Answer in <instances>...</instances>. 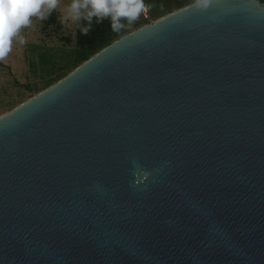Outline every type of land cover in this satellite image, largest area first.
Segmentation results:
<instances>
[{"label": "water", "instance_id": "water-1", "mask_svg": "<svg viewBox=\"0 0 264 264\" xmlns=\"http://www.w3.org/2000/svg\"><path fill=\"white\" fill-rule=\"evenodd\" d=\"M0 264H264V3L201 0L0 116Z\"/></svg>", "mask_w": 264, "mask_h": 264}, {"label": "clouds", "instance_id": "clouds-1", "mask_svg": "<svg viewBox=\"0 0 264 264\" xmlns=\"http://www.w3.org/2000/svg\"><path fill=\"white\" fill-rule=\"evenodd\" d=\"M60 6L61 0H0V62L10 55L14 42L26 44L21 33L33 27V18L45 20ZM149 11L144 0H71L60 19L62 23L86 21L81 33L87 36L94 18L97 22L110 18L112 30L120 32L126 27L122 20L130 26Z\"/></svg>", "mask_w": 264, "mask_h": 264}, {"label": "trees", "instance_id": "trees-1", "mask_svg": "<svg viewBox=\"0 0 264 264\" xmlns=\"http://www.w3.org/2000/svg\"><path fill=\"white\" fill-rule=\"evenodd\" d=\"M198 1L201 0H184L183 2L180 0H161V4L165 6V9L163 8V10L167 11L160 13L153 12V15H150L149 13L150 20L161 18ZM144 2L146 5H149V0H144ZM262 2L264 3V0H262ZM151 10H153V7H151ZM60 17L61 16L59 14L52 12L47 19L40 20L43 24V33H49L48 30L59 32L62 28ZM122 23H124L126 27L120 32H114L111 28L110 18L104 19L102 22H97L94 18L91 30L89 34L85 36L81 33V27L87 26V22L79 21L76 22L75 39L72 47L47 48L43 46L38 47L37 49L29 50V57H27L29 68L33 73H37L41 82L44 83V88L42 90H39L37 87L34 89H26L32 94L30 98L59 82L95 54L108 47L118 39L146 25L149 21L140 16V18L130 26H128L126 20H122ZM66 41L70 42L69 39ZM22 103L24 102H20L17 106Z\"/></svg>", "mask_w": 264, "mask_h": 264}, {"label": "rangeland", "instance_id": "rangeland-1", "mask_svg": "<svg viewBox=\"0 0 264 264\" xmlns=\"http://www.w3.org/2000/svg\"><path fill=\"white\" fill-rule=\"evenodd\" d=\"M160 1L149 0V5L154 10H151L150 7V15H153V12L167 11L163 10L165 6ZM180 1L183 2L184 0ZM70 2L71 0H61L60 8L53 12L61 16L64 6ZM158 19L160 18L152 19L151 21L154 22ZM43 30L41 21L33 18V27L23 29L21 33L27 41L26 44L21 45L18 41L14 42L10 55L5 61L0 62V116L17 106L20 102L27 101L32 96L26 90L27 88L34 89L37 87L39 90L44 88V83L41 82L38 74L33 73L29 68V63L27 62L29 50L43 46L47 48H70L74 45L76 22L68 21L62 23V28L59 32L48 30L49 33L44 34ZM67 39L70 42H67Z\"/></svg>", "mask_w": 264, "mask_h": 264}, {"label": "built area", "instance_id": "built-area-1", "mask_svg": "<svg viewBox=\"0 0 264 264\" xmlns=\"http://www.w3.org/2000/svg\"><path fill=\"white\" fill-rule=\"evenodd\" d=\"M145 20H147V21H151L150 20V15H149V13H148V15L147 16H144L143 14L141 15Z\"/></svg>", "mask_w": 264, "mask_h": 264}]
</instances>
